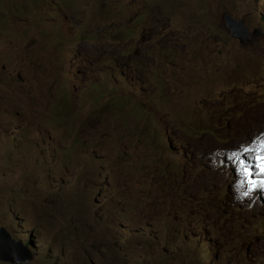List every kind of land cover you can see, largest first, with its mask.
<instances>
[{
  "label": "rangeland",
  "instance_id": "1",
  "mask_svg": "<svg viewBox=\"0 0 264 264\" xmlns=\"http://www.w3.org/2000/svg\"><path fill=\"white\" fill-rule=\"evenodd\" d=\"M53 11L50 0H0V223L30 246L23 264H264V242L250 252L220 227L222 187L202 168L222 159L218 134L264 133V49L253 54L264 47V0H72ZM74 26L91 40L73 45ZM118 28L134 46L115 40ZM117 51L119 66L105 58ZM136 56L158 58L153 78L183 79L175 108L188 122L217 100L231 121L210 124L223 109L203 111L197 132L153 151L169 89L139 99L125 66ZM128 97L151 107L146 118L115 107Z\"/></svg>",
  "mask_w": 264,
  "mask_h": 264
},
{
  "label": "clouds",
  "instance_id": "2",
  "mask_svg": "<svg viewBox=\"0 0 264 264\" xmlns=\"http://www.w3.org/2000/svg\"><path fill=\"white\" fill-rule=\"evenodd\" d=\"M223 18L226 22L232 21L227 15H225ZM233 26H235V24H233L232 27ZM263 49L264 47L259 50H254L253 54L260 53ZM150 60L152 61H150L145 65L147 68H145L144 70L142 69L140 70L139 77H137L138 76L137 74L130 73L127 81L131 80L133 77H136L137 84L135 88L139 92V99H144V101H146L149 97H154L155 95H159L162 89H166V90L169 89L168 90L169 101L166 106L167 109L166 113L160 117L159 127L155 131L151 132L150 137L153 139H157L159 136V129L162 128L164 129L163 135H166L165 136L166 140L165 139L162 140L163 146L167 144H181L183 142L182 139L184 138L183 134L193 131L195 132L198 131V128L201 125L199 124V121L203 117V113H202L203 111H207L209 115L217 108H222L220 106L219 107L214 106L217 104V102H220V100L214 102L211 108L207 103L199 104L191 112L192 119L190 122H188L186 119H184V114L180 110L175 108V103H177L178 99L182 100L186 93V89H187L186 83L183 81V79L174 80L170 78H159V79L153 78L148 72L154 69L158 58L152 57ZM124 75L128 76V74L126 73ZM125 81L126 80H124V82ZM155 103L151 104L153 109ZM243 108H245V106ZM222 109L223 112L221 116L224 117H219L217 119L211 118L210 124L215 122V120L231 121L230 118L231 115L228 114H231L232 112H229L224 108ZM248 110H250V108ZM250 113L252 114L251 116L253 117L257 112L252 111ZM250 113L248 117L241 116V114L239 115L244 119H251L252 117H250ZM237 121L238 120L236 119V122ZM236 132L237 129L235 127V121H233L231 134L236 135ZM250 132L251 130H248L247 132L245 131L244 133L241 132L237 135H241L242 133L243 135L238 136L237 138L234 137L235 139L228 137L229 136L228 133L218 134V136L214 140L221 141L224 147L216 148L213 154L215 156H221L222 159L217 165H215L211 169H205L204 167L202 168L204 171H208L211 174L217 176V181L219 185H221L222 187L225 208H224V212H222V215L219 216L220 227L226 233H228L229 235L235 238L240 239V237H243L244 241L241 242L247 241L249 244L250 252H255L257 251L256 246L264 242V189L250 190L247 183V178L244 175L243 178L240 176V173L243 174V172L241 170V164L238 163V161L243 160L248 166L252 167L253 179H256L260 176L259 170L255 168V164L252 158L256 155L255 149H257L260 144V142L257 144L258 137L264 133L259 135L258 131H256L252 137H248ZM240 139L242 140L241 147L238 150L231 149L234 145H237V142ZM262 140H264V138L261 139V141ZM244 148H250L253 151L244 152ZM173 152H178L179 154L182 155H190L187 152V148L184 150L180 149L177 151H172L171 153ZM227 152H236V153L235 155L225 156ZM248 158L250 159L248 160ZM236 166H238V169L236 168ZM226 167L229 168V170H234L230 182H228L227 179H224V170ZM173 189L175 190L177 189V187ZM172 192L173 190H171L169 196L172 195ZM246 192L248 193V195H245ZM255 203H257L259 206H255L253 208ZM260 237L262 238L260 239ZM258 262L261 263L260 258ZM251 263L252 261L249 260L247 264H251Z\"/></svg>",
  "mask_w": 264,
  "mask_h": 264
},
{
  "label": "trees",
  "instance_id": "3",
  "mask_svg": "<svg viewBox=\"0 0 264 264\" xmlns=\"http://www.w3.org/2000/svg\"><path fill=\"white\" fill-rule=\"evenodd\" d=\"M51 5L53 6V8L55 9V11H53V13L50 15L51 18H55L60 11H62L64 9V6L70 4L72 2V0H50ZM97 15H93L94 21L96 20ZM76 24V23H75ZM71 25H73L71 23ZM76 26V25H75ZM74 26V31L71 33V37H72V43L73 45H77V42L80 41H90L91 40V35H90V30L83 28L80 31H76ZM95 27V34L97 39H101V40H105L106 37H103L99 34V31L101 29H97L96 27V23L94 25ZM114 35L116 36V41L117 42H124V40H126L127 42L131 39V37L135 34L132 33V30L130 28H127L126 30L122 29V28H118L114 31ZM76 53V52H75ZM121 55V56H120ZM124 55H122L120 52H115L113 53H108L105 55V58H108L111 62L115 63V65L119 66L122 62V58ZM125 57V56H124ZM152 60H145V58L140 57V56H136L133 60H131V62L128 65H125L127 67H130V70L128 73H133V74H137L139 77V73L140 70H144L145 68H147L145 65L147 63H149ZM123 74H125L126 72L123 70ZM121 72H119L120 74ZM127 74V73H126ZM145 83V82H142ZM117 95H115V101L119 98H116ZM138 99H132L130 97L127 98V100L120 104V105H115V107H121L122 111H127V116L129 117H136L139 120L140 119H144L146 118L145 116H138V114H142V110L143 109H147V108H151L150 106H147V104L141 103V102H137ZM106 104L101 105L97 110L101 113L104 112V110L106 109ZM142 129H138V132H140ZM151 134V132H149V135ZM147 146L153 148V151L155 149H157L158 147L163 146V143H161L160 145H157L153 138H151V140L146 142ZM171 153V152H169ZM153 154V153H152ZM161 172V170H160ZM162 173V172H161ZM28 244H31L30 242H28Z\"/></svg>",
  "mask_w": 264,
  "mask_h": 264
},
{
  "label": "water",
  "instance_id": "4",
  "mask_svg": "<svg viewBox=\"0 0 264 264\" xmlns=\"http://www.w3.org/2000/svg\"><path fill=\"white\" fill-rule=\"evenodd\" d=\"M30 246L15 239L12 233L0 223V260L6 263L23 264L33 260Z\"/></svg>",
  "mask_w": 264,
  "mask_h": 264
},
{
  "label": "snow or ice",
  "instance_id": "5",
  "mask_svg": "<svg viewBox=\"0 0 264 264\" xmlns=\"http://www.w3.org/2000/svg\"><path fill=\"white\" fill-rule=\"evenodd\" d=\"M253 151L250 148H244V152ZM256 155L252 158L255 164V168L259 170L260 176L253 179L252 167L248 166L245 161L240 160L241 170L243 175L247 178V183L250 190L264 189V140L260 141L259 147L255 149ZM235 155V153L233 154ZM245 195H248L246 192Z\"/></svg>",
  "mask_w": 264,
  "mask_h": 264
},
{
  "label": "bare ground",
  "instance_id": "6",
  "mask_svg": "<svg viewBox=\"0 0 264 264\" xmlns=\"http://www.w3.org/2000/svg\"><path fill=\"white\" fill-rule=\"evenodd\" d=\"M124 41H126V40H124ZM130 41H131V40H129L128 42L126 41V42H127V46H129V48H131V46H134V44L130 43ZM121 42H122V41H121Z\"/></svg>",
  "mask_w": 264,
  "mask_h": 264
}]
</instances>
